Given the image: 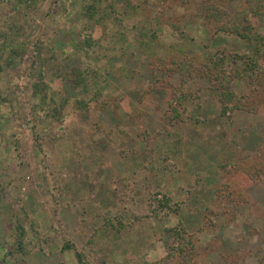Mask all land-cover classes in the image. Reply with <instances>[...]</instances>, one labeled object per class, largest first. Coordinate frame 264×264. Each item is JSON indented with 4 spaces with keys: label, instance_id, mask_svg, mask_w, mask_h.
<instances>
[{
    "label": "rangeland",
    "instance_id": "1",
    "mask_svg": "<svg viewBox=\"0 0 264 264\" xmlns=\"http://www.w3.org/2000/svg\"><path fill=\"white\" fill-rule=\"evenodd\" d=\"M204 1L0 0V264L263 262L264 104L222 114L196 70H242L264 13Z\"/></svg>",
    "mask_w": 264,
    "mask_h": 264
},
{
    "label": "trees",
    "instance_id": "2",
    "mask_svg": "<svg viewBox=\"0 0 264 264\" xmlns=\"http://www.w3.org/2000/svg\"><path fill=\"white\" fill-rule=\"evenodd\" d=\"M219 1L222 2L224 0ZM215 8H217V5L214 4V0L204 1V10L206 12L207 10ZM88 9V12H90L92 5L88 6ZM262 13H264V0H242L238 6L237 12L230 17L233 21L232 27L230 25V30L239 33L241 25L246 23L255 24L257 16ZM210 14L211 13H208V18H211ZM213 14L216 15L215 12H213ZM237 58L244 59L246 62L242 70L238 68L227 69L225 67L226 56L223 53H208L196 70L201 76L210 78L213 86L220 91L219 100L222 114H226L234 109L256 111L258 106H263L264 104V93H260L261 100L254 99L255 92H261L264 89V50L257 48L252 54L241 55ZM243 76L252 78L258 84L259 87L254 89L252 94L238 95L232 88V79ZM83 81V79L79 78V80H76V84H81ZM175 108L177 109L176 106ZM174 115L180 116L177 111ZM247 164L248 163L244 164V162L229 163L232 167L231 172H236V170L240 171L245 175L246 179L256 178V176L261 177L263 175V173H261L262 169H260V167L258 168V166L256 167L254 161L250 162V167H246ZM261 264H264V259Z\"/></svg>",
    "mask_w": 264,
    "mask_h": 264
}]
</instances>
